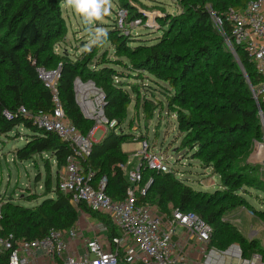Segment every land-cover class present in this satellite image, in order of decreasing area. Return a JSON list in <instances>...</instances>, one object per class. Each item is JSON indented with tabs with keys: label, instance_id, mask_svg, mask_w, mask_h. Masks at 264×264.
Wrapping results in <instances>:
<instances>
[{
	"label": "trees",
	"instance_id": "1",
	"mask_svg": "<svg viewBox=\"0 0 264 264\" xmlns=\"http://www.w3.org/2000/svg\"><path fill=\"white\" fill-rule=\"evenodd\" d=\"M172 1L182 12L169 15L166 24L158 26L159 32L151 41L135 40L134 35L127 36L116 30L101 39L100 44L109 42L118 57L129 61L128 66L118 71L114 61L91 66L98 44L84 51L74 62L67 53L56 52L68 33L62 15L64 0H0V136L25 128L29 134L25 145L15 151V161L24 163L49 155L59 168H64L72 155L69 144L37 127L20 109L25 108L31 114L53 111V92L39 72H56V90L65 115L83 135H88L95 123L83 115L74 84L77 79L93 82L103 95V118L117 126L93 143L84 166L95 172L97 180L108 179L106 194L113 201L123 200L130 184L119 166L128 164V156L122 149L128 137L116 130L127 119L133 101L131 94L135 95L136 103L139 102L138 86L125 80L146 72L157 86L167 89L154 90L162 95L168 111L176 117V139H181L180 148L190 152L192 159L200 161L206 169H213L220 179L221 189L213 193L195 191L171 170L142 168L140 192L136 194L138 204L156 206L166 217L174 211L193 213L211 227L210 246L227 249L238 245L244 257L259 254L264 261V250L254 241L245 240L226 222L244 207L251 209L254 215L264 213L255 211L243 195L248 193L246 189L264 194V180L249 176L255 169L247 164L255 143L261 139L262 124L246 76L253 85L259 78L245 48L235 47L237 60L225 46V38L232 37L231 25L226 24L223 30L216 28L208 11L242 12L252 0ZM120 8L128 16L133 13L131 3L126 0ZM134 19L142 20L137 13L131 20ZM132 42L134 47L130 46ZM145 101L152 107L163 106L161 101L155 102L147 95ZM148 109L146 106L147 118ZM58 178L55 188L51 187V178L46 179V190L53 192L54 197L45 198L36 207L25 208L13 200L0 207V237L8 239L12 235L16 240L33 241L44 238L51 229L77 227L79 212L70 198L59 191ZM81 210L107 227L109 241L119 236L109 218L85 206H81ZM122 258L120 254L121 261ZM8 259V252H0V264H8Z\"/></svg>",
	"mask_w": 264,
	"mask_h": 264
},
{
	"label": "built area",
	"instance_id": "2",
	"mask_svg": "<svg viewBox=\"0 0 264 264\" xmlns=\"http://www.w3.org/2000/svg\"><path fill=\"white\" fill-rule=\"evenodd\" d=\"M208 11L216 28L223 30L226 24L231 25L232 37L225 38V46L234 53L235 58L238 60L235 47H243L255 65L258 83L253 85L248 76L246 82L258 105V116L264 122V0L250 1L242 12L229 10L219 14L212 9ZM118 17L122 28L126 12L122 11ZM141 23L142 20L137 19L130 25L131 28H136ZM124 28L126 33L130 32L128 26ZM39 73L43 81L50 73L51 78L56 76L58 79L56 72ZM47 86L53 92L52 112L31 114L25 108H21L20 112L33 120L40 129L56 134L72 149V155L59 173V191L70 198V203L79 213L83 214L81 206H85L93 213L109 218L118 229L119 236L109 241L107 233L101 236L102 233H99L95 226L94 236L91 238L84 237V231L77 228L51 229L44 238L33 241L16 240L12 235L8 239L0 237V252L9 253L8 264H189L192 251L201 255L197 264H234V260H237L238 264H264L259 254L244 257L243 250L238 245L227 249L210 246L211 227L193 213L174 211L170 217H166L161 215L156 206L139 205L136 194L140 192L142 181L141 164L134 170H128L127 165L119 166L130 187L125 199L113 201L106 194L108 179L102 177L97 180L95 172L84 166V161L92 152V134L96 126L88 135H83L65 115L56 83H49ZM99 106L102 119L98 124L105 125L108 129L113 128L115 123L109 124L103 118L102 93ZM142 147L137 157L142 156L144 168L151 171H170L163 158L148 150L147 143ZM263 149L264 139L258 149L260 156L263 155ZM259 163L264 172V157H261ZM174 237H177V241ZM76 241H79L84 249L82 256L79 254V248L74 245ZM120 254L123 256V262Z\"/></svg>",
	"mask_w": 264,
	"mask_h": 264
},
{
	"label": "rangeland",
	"instance_id": "3",
	"mask_svg": "<svg viewBox=\"0 0 264 264\" xmlns=\"http://www.w3.org/2000/svg\"><path fill=\"white\" fill-rule=\"evenodd\" d=\"M126 1L131 3L133 13L129 16L126 14V19L123 20V26L120 28L118 15L120 16L123 11L120 8L123 0H109V4L103 6L108 8L107 13H104L102 8L101 18L93 19L91 23L85 22L83 15L78 13L73 6L68 5L67 0H64L62 15L66 20L68 33L65 40L57 46L56 52L60 55L67 53L70 60L74 62L81 57L84 51L98 44L99 49L93 57L91 66L114 61L118 64L114 65L115 69L122 71L125 66L129 65V61L118 57L109 42L100 44L101 39L107 36L109 31L116 30L127 36L134 35L132 38L135 40L151 41L152 37L159 32L158 26L165 25L169 15L173 16L182 12V8L172 0ZM135 13L139 14L143 21L138 27L131 28L130 23L135 21V19H131ZM116 25L117 28L114 27ZM126 26H128L129 33L125 31L124 27ZM98 30L103 32L99 38H97ZM130 46L134 47L135 44L132 42ZM135 75L128 77L129 79L125 81L138 86L140 90L139 102L136 103L135 95L131 94L133 101L127 111V119L120 125L119 130H116L117 133L122 132L128 137L122 148L128 156V170H134L139 164L144 168V160L141 158L142 156L137 157V154L143 149L142 145L147 143L148 150L163 158L166 167L173 171L178 179L187 182L195 191L213 193L216 189H221L220 179L215 171L211 168L206 169L200 161L192 159L190 152L180 148L181 139H176L178 136L176 117L174 113L168 111L162 95L154 90L167 91V89L157 86L153 82L154 78L146 72ZM56 80V76H54L50 80L44 79V82L54 84ZM74 90L83 115L95 123L96 128L92 134V140L99 142L108 131L105 125L98 124V121L102 119L99 106L101 92L93 82L81 79L76 80ZM146 95L155 102L161 101L162 108L156 107V105L154 107L146 105ZM146 106L150 109H148L149 118L146 117ZM261 124V139L255 143L247 164L255 169L249 172V176L264 180L263 167L259 163L261 157H264V149L261 156L258 151L259 145H262L264 139V122L261 121ZM116 126L113 128L115 129ZM28 134L29 132L21 127L8 136H0V207L6 201L13 200L20 206L33 208L45 198L54 197V193H48L45 187V181L50 177L51 187L55 188L57 176L63 170L58 167L54 159L49 155H43L24 163L15 161L14 153L25 145ZM38 178L39 181H37ZM246 190L248 193L243 194L246 202L255 211H264V194L254 189ZM47 193L48 195H46ZM83 214L79 213V218ZM86 222L97 226L98 232L102 233L101 236L107 233V227L93 215L88 214L87 221H81L83 225ZM98 222L101 225L98 226ZM226 222L234 226L245 240L254 241L258 247L264 250V213L263 215H254L251 209L244 207L228 217ZM251 235H253L252 239ZM234 264H238V261L234 260Z\"/></svg>",
	"mask_w": 264,
	"mask_h": 264
},
{
	"label": "clouds",
	"instance_id": "4",
	"mask_svg": "<svg viewBox=\"0 0 264 264\" xmlns=\"http://www.w3.org/2000/svg\"><path fill=\"white\" fill-rule=\"evenodd\" d=\"M67 4L75 8V10L82 14L85 22L91 23L93 19H100L103 12L107 13L108 8L103 7L109 4V0H67ZM103 35L101 30L97 31V38ZM95 42V41H94Z\"/></svg>",
	"mask_w": 264,
	"mask_h": 264
},
{
	"label": "crops",
	"instance_id": "5",
	"mask_svg": "<svg viewBox=\"0 0 264 264\" xmlns=\"http://www.w3.org/2000/svg\"><path fill=\"white\" fill-rule=\"evenodd\" d=\"M82 220H86L87 221V215L83 214L82 217L79 218V222L77 225V229H79L80 231H84V237L86 238H91L94 236L93 233V229L95 226L89 224L88 222L84 223V225L81 223ZM99 224V222H98ZM180 231V230H179ZM174 240L177 241V237H174ZM75 246H77L79 248V254L80 256L84 255V249L81 246V243L79 241H76V243H74ZM201 259V255L197 252V251H192V253L189 256V264H197L199 262V260Z\"/></svg>",
	"mask_w": 264,
	"mask_h": 264
},
{
	"label": "bare ground",
	"instance_id": "6",
	"mask_svg": "<svg viewBox=\"0 0 264 264\" xmlns=\"http://www.w3.org/2000/svg\"><path fill=\"white\" fill-rule=\"evenodd\" d=\"M45 78L50 80L51 79V76H49V75L47 76L46 75Z\"/></svg>",
	"mask_w": 264,
	"mask_h": 264
},
{
	"label": "water",
	"instance_id": "7",
	"mask_svg": "<svg viewBox=\"0 0 264 264\" xmlns=\"http://www.w3.org/2000/svg\"><path fill=\"white\" fill-rule=\"evenodd\" d=\"M49 75H51V73Z\"/></svg>",
	"mask_w": 264,
	"mask_h": 264
}]
</instances>
